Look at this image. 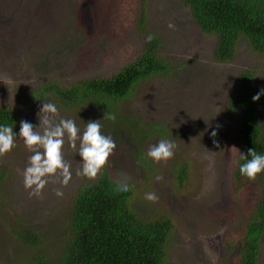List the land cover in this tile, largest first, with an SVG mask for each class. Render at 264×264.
<instances>
[{
	"label": "rangeland",
	"instance_id": "374dc122",
	"mask_svg": "<svg viewBox=\"0 0 264 264\" xmlns=\"http://www.w3.org/2000/svg\"><path fill=\"white\" fill-rule=\"evenodd\" d=\"M139 11V0H0V106L18 112L15 133L21 120L38 126L40 107L51 99L31 96L36 87L114 74L141 53L146 37H157L155 53L169 66L167 73L135 82L117 101L89 102L78 110L51 102L59 110L56 120L73 119L81 133L89 120H99L102 132L111 135L116 148L103 169L128 178L141 212L148 215L164 205L175 223L169 264H236L223 242L224 229L252 211L260 176L246 178L240 193L231 194L238 111H229L227 100L242 70L252 73L256 93L264 88V58L239 39L231 61H216L215 37L200 31L182 0H145L143 25ZM109 115L116 119H106ZM256 119L264 141V94L257 100ZM161 139L177 147L171 159L157 163L146 153ZM32 154L17 136L15 147L0 156V170L7 172L0 194V264H22L26 258L29 249L12 234L17 225L30 226L42 246L54 250L69 198L90 180L76 175L82 161L65 138L71 180L62 186L59 177H49L41 194L30 196L23 173ZM183 160L190 162L192 177L181 193L172 174ZM149 192L158 196L156 202L145 198ZM256 264H264V228Z\"/></svg>",
	"mask_w": 264,
	"mask_h": 264
},
{
	"label": "trees",
	"instance_id": "16d2710c",
	"mask_svg": "<svg viewBox=\"0 0 264 264\" xmlns=\"http://www.w3.org/2000/svg\"><path fill=\"white\" fill-rule=\"evenodd\" d=\"M182 3L200 31L215 37L212 56L216 61H231L239 39L264 58V0H182ZM139 4L138 23L143 25L145 0H139ZM151 36L141 53L116 73L80 79L63 87L48 81L36 87L31 96L50 97L51 102L67 110H78L89 102L117 101L135 82L167 73L169 66L155 53L158 38ZM252 78L248 70L238 74L227 108L238 111V150L247 155V150L254 148L257 154L264 155V141L256 119L257 100L252 99L256 94ZM18 119L16 109L0 106V125L12 126L14 131ZM245 162L238 153L230 172L234 196L240 193L247 178L239 172L240 164ZM191 173L188 160L174 165L172 181L177 192L186 191ZM6 175L5 170H0V194ZM258 175L260 191L252 211L238 225L227 226L223 233V242L234 252L236 264H256L257 260L264 228V171ZM116 179L102 169L95 180L78 185L69 198L61 240L54 250L42 246V237L30 226L17 225L12 234L29 249L22 264H169L167 247L175 224L171 215L164 211V205L145 215L135 205L134 186L127 183L126 191H116Z\"/></svg>",
	"mask_w": 264,
	"mask_h": 264
},
{
	"label": "clouds",
	"instance_id": "9594fccd",
	"mask_svg": "<svg viewBox=\"0 0 264 264\" xmlns=\"http://www.w3.org/2000/svg\"><path fill=\"white\" fill-rule=\"evenodd\" d=\"M152 38L149 35L146 37V42H150ZM262 94H264V88H261L252 97L253 101L259 100ZM37 115L38 126L21 120L18 134L13 131L12 126L0 125V156L15 147L17 136L22 138L26 149L33 153L29 156L28 166L23 173L24 187L31 190L29 195L39 196L49 182V177H59V183L62 186H66L71 180V165L65 160L63 154L65 138H67L70 148L77 150L82 161L76 175L95 180L116 148L111 135H105L102 132V124L99 120H89L81 133V129L77 127L73 119L60 118L58 121L56 120L59 110L54 103L44 102ZM105 118L116 119L115 115ZM38 127L41 129L40 131H37ZM211 135L215 136L216 132L213 131ZM77 144H79L78 148ZM176 147L177 145L173 141L161 139L158 143L149 146L146 155L154 162H166L174 156ZM236 151L239 153L240 159L246 160L239 166L240 174L254 181L257 175L264 171V155L257 154L254 148H249L247 155L238 149ZM248 156L251 159H246ZM127 179L126 176H119L115 180V190L126 191ZM157 179L159 180L160 177ZM55 191L57 196L63 195L60 189ZM145 198L151 202L158 200V196L153 192L147 193Z\"/></svg>",
	"mask_w": 264,
	"mask_h": 264
}]
</instances>
